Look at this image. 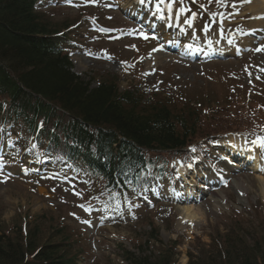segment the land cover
<instances>
[{
	"label": "rangeland",
	"instance_id": "obj_1",
	"mask_svg": "<svg viewBox=\"0 0 264 264\" xmlns=\"http://www.w3.org/2000/svg\"><path fill=\"white\" fill-rule=\"evenodd\" d=\"M241 1L47 0L39 5L43 20L66 27L73 69L90 87L115 77L120 91L134 88L170 109L196 110L201 135H211L193 139L189 149L146 153L152 170L142 187L117 196L83 169H15L3 145L1 236L26 249L22 242L31 228L29 237H36L30 245L66 243L77 264H127L123 257L131 253L158 259L167 249L172 264H187L190 255L194 262L202 253H216L223 235L237 228L248 242L251 234L264 246L258 187V177L264 179V50L257 51L264 48V29L232 38L223 28V23L236 25L241 32L248 26L250 13L238 8ZM155 13H162L160 19ZM175 40L178 51L170 43ZM202 46L210 55L204 59L195 57ZM23 137L33 139L28 133ZM232 146L251 148L255 165L233 155ZM158 167L166 171L149 182ZM201 183L204 187H196ZM186 187L191 195L179 193ZM183 207L197 210L195 218L182 221Z\"/></svg>",
	"mask_w": 264,
	"mask_h": 264
},
{
	"label": "trees",
	"instance_id": "obj_2",
	"mask_svg": "<svg viewBox=\"0 0 264 264\" xmlns=\"http://www.w3.org/2000/svg\"><path fill=\"white\" fill-rule=\"evenodd\" d=\"M39 1L0 0L1 128L14 129L23 122L37 134L35 144L65 147L113 191L135 185L148 171L146 153L179 151L211 133L201 135L196 110L183 105L170 109L134 88L120 91L115 77L90 87L72 70L59 29L38 14ZM30 231L22 242L26 249L0 234V264H77L66 243L30 245L36 237H29ZM242 234L237 228L223 235L216 253H202L194 262L190 255L187 264H264L263 242L251 234L248 242ZM26 253H32L29 259ZM131 254L123 257L127 264L173 262L168 249L158 259Z\"/></svg>",
	"mask_w": 264,
	"mask_h": 264
},
{
	"label": "bare ground",
	"instance_id": "obj_3",
	"mask_svg": "<svg viewBox=\"0 0 264 264\" xmlns=\"http://www.w3.org/2000/svg\"><path fill=\"white\" fill-rule=\"evenodd\" d=\"M243 1L244 2H242L241 6H238V8H243L247 13H250L249 19L251 20L248 23V26H246V27L240 26V27H242L243 32L252 31V29H254V28H259V29L263 30V28H264V0H243ZM223 26L226 29L228 28V25L225 23H223ZM233 26H236V25H233ZM163 45H165V44H163ZM230 149H231V153L233 155L244 156L247 163L251 160L250 162H254V165H255V163L257 162L256 155L254 154V152L249 147L248 148H241V147H233L232 146ZM258 180H259L258 187L260 190V195L264 199V179L258 177ZM236 184L239 186L240 185L243 186L242 181H236ZM196 187H201V186L197 185ZM240 188L241 187H239V190H240ZM180 194L191 195V190H190V188L186 187L184 190H181ZM220 198L222 199V197H220ZM216 200L217 199L214 200V203L219 204L220 200H218V202H216ZM196 211L197 210H194L191 207H183V209L179 211V218L182 221L187 220V219L192 218V217L195 218L196 214L198 213Z\"/></svg>",
	"mask_w": 264,
	"mask_h": 264
},
{
	"label": "snow or ice",
	"instance_id": "obj_4",
	"mask_svg": "<svg viewBox=\"0 0 264 264\" xmlns=\"http://www.w3.org/2000/svg\"><path fill=\"white\" fill-rule=\"evenodd\" d=\"M139 2L141 3V4H143V3H145V0H139ZM164 2V0H160V3H163ZM218 2H219V0H218ZM157 8L159 9V4L157 5ZM261 50H264V48H262V49H257V51H261ZM261 146H264V139H261ZM194 150V149H193Z\"/></svg>",
	"mask_w": 264,
	"mask_h": 264
}]
</instances>
